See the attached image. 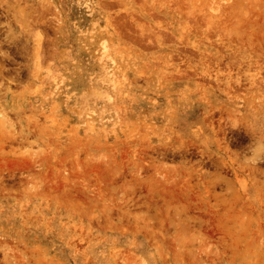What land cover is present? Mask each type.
I'll return each mask as SVG.
<instances>
[{
  "label": "rangeland",
  "instance_id": "obj_1",
  "mask_svg": "<svg viewBox=\"0 0 264 264\" xmlns=\"http://www.w3.org/2000/svg\"><path fill=\"white\" fill-rule=\"evenodd\" d=\"M0 264H264V0H0Z\"/></svg>",
  "mask_w": 264,
  "mask_h": 264
}]
</instances>
